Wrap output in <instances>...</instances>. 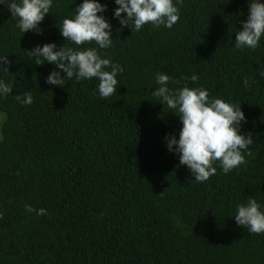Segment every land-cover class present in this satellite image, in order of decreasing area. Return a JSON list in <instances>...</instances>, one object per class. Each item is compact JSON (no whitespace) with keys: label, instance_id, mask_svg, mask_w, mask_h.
<instances>
[{"label":"trees","instance_id":"obj_1","mask_svg":"<svg viewBox=\"0 0 264 264\" xmlns=\"http://www.w3.org/2000/svg\"><path fill=\"white\" fill-rule=\"evenodd\" d=\"M82 2L53 0L42 36L23 35L0 5V55L11 62L0 79L14 85L0 98V264H264V234L232 218L249 197L264 204V38L255 51L233 47L248 0H183L172 29L139 32L121 29L114 0H100L114 39L100 54L124 67L107 99L95 79L46 84L58 69L25 52L77 48L58 28ZM157 73L171 89L203 87L241 106L254 139L243 165L224 175L215 162L216 175L192 180L164 142L181 124L152 95ZM24 92L31 105L13 98Z\"/></svg>","mask_w":264,"mask_h":264},{"label":"clouds","instance_id":"obj_2","mask_svg":"<svg viewBox=\"0 0 264 264\" xmlns=\"http://www.w3.org/2000/svg\"><path fill=\"white\" fill-rule=\"evenodd\" d=\"M182 2L114 0L116 7L112 10V18L118 21L121 29L128 28L131 32H139L145 25L154 29H172L180 19L178 5ZM0 5H4L12 17L18 18L16 28L23 35L32 33L42 36L41 24L50 13L53 0H0ZM247 6V19L235 34L233 47L235 50L255 51L264 38V0H248ZM73 12V17L65 18L58 29L60 36L77 48H57L55 43H45L25 52L35 65L47 63L58 69L48 74L46 84L63 87L68 80L78 83L95 79L99 82L95 89L98 97L110 98L117 93V77L124 72V67L113 63L110 58H104L99 51L113 47V28L105 15L108 5L100 0H83ZM87 44H94L95 47H81ZM10 67L8 56L0 55V72L10 74ZM257 71L264 79V67ZM189 79L195 84L199 78L194 74ZM169 82L167 74L157 73L155 84L158 87L152 95L179 118L181 128L178 136L169 134L164 138L168 152L178 157L179 166H185L190 171L192 180L204 183L216 175L215 162H219L224 175L243 165L245 156L251 154L249 149L254 139L253 133L243 131L247 118L241 106L220 98H210L203 87L171 89ZM243 83L248 85L247 80ZM13 86L0 79V98L10 96ZM13 98L22 105L33 103L30 92ZM25 211L35 212L37 216L47 214L46 209H35L31 205H25ZM232 218L238 227H243L250 234H264V204L256 198L249 197L245 202L238 203Z\"/></svg>","mask_w":264,"mask_h":264}]
</instances>
